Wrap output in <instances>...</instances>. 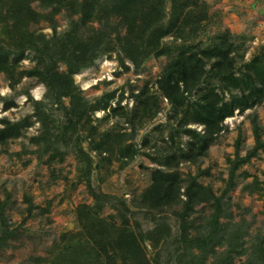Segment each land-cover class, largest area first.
I'll list each match as a JSON object with an SVG mask.
<instances>
[{
	"label": "trees",
	"instance_id": "obj_1",
	"mask_svg": "<svg viewBox=\"0 0 264 264\" xmlns=\"http://www.w3.org/2000/svg\"><path fill=\"white\" fill-rule=\"evenodd\" d=\"M34 3L50 11H37ZM62 13L67 15L69 24L65 31L58 32L56 16ZM209 20L202 0H0V74L5 75L13 90L26 77L37 79L47 89L46 101H35L25 92L34 107L33 117L40 124L38 135L30 138L37 149L25 153L35 154L41 161L48 156L46 163L51 164L57 157L63 159L69 154L62 146H73L86 163L87 185L95 204L79 206L77 214L100 264H153L146 254L145 246L149 243L155 248L161 243L167 248L177 244L176 264H203L212 254L217 255L213 264H237L235 256L248 251L243 248L247 235L244 220L232 225L223 219L228 215L227 197L237 186L238 171L264 151L263 127L258 117L250 116L254 146L241 156L242 134L235 143V157L227 160L229 175L221 194L199 182L201 176L210 175L208 169L199 167L196 175L187 176L178 171L181 162L200 166V159L207 156L210 146L218 140L227 118L264 102V47L246 61L245 41L235 42L228 30L212 39L210 45L199 47L194 41ZM42 21L53 30L51 35L32 29ZM167 37L173 38L171 43L165 42ZM113 53L119 55L126 70L129 66L125 60L139 70L152 58L168 56L170 61L156 82L157 90L171 107L185 108L180 126L172 129L169 139L174 142L176 136L187 134L188 142L186 145L179 142L178 151L168 161L160 162L167 169L152 170L151 184L134 200L135 208L156 221L155 227L146 232H137L130 225L131 207L126 202L120 204L122 209H117L116 216L100 217L99 211L108 202V196L90 186L93 160L83 147L84 141H90L91 149L100 155L112 154L115 144L123 142L117 148L121 158L133 160L140 155L136 146L125 145L126 140L121 139L132 136H112L110 132L100 135L92 124V114L109 109L115 93L91 104L74 80L76 74ZM27 57L34 66L20 70L21 62ZM60 64L66 66L65 71H59ZM210 80L218 81L220 93L214 87L200 93V102L194 101V93ZM136 98L140 100V96ZM0 100L5 101L2 97ZM121 101L116 108H110L114 114L121 109ZM14 106L12 100L4 102L6 110ZM49 107H58L65 117L58 129ZM154 108L152 118L158 113V107ZM148 109L144 107L143 113ZM190 123L203 126V132L187 128ZM32 125L30 117L17 122L0 119V146L4 152L8 153L11 141L22 137L24 130ZM148 142L145 139L144 145ZM261 190L264 196V182ZM202 204L212 213L200 228L198 218L190 217ZM6 205L0 199V248L7 246L14 234L5 216ZM178 206L173 213L180 228L172 239L171 228L159 219L162 213ZM32 209L30 205L28 211ZM117 217L121 218V224L114 222ZM215 247L225 250L217 254ZM195 249L199 254L193 252ZM240 264H264V237L253 242L247 259Z\"/></svg>",
	"mask_w": 264,
	"mask_h": 264
},
{
	"label": "rangeland",
	"instance_id": "obj_2",
	"mask_svg": "<svg viewBox=\"0 0 264 264\" xmlns=\"http://www.w3.org/2000/svg\"><path fill=\"white\" fill-rule=\"evenodd\" d=\"M207 6L210 20L204 26L194 41L199 47L210 45L212 39L228 30L237 43L244 42L248 47L245 60L264 47V0H202ZM33 7L40 12L38 3ZM58 32L68 28V18L65 13L56 16ZM97 26V24L95 23ZM33 30L51 35L53 30L47 22H40L32 26ZM172 37L165 39L171 43ZM168 56L150 59L139 70L129 61L126 70L121 65L117 53L107 54L97 63L74 76L75 83L82 90L83 95L94 104L106 94L115 93L110 102V108H116L121 101V109L114 114L110 108L105 111H95L92 114L94 126L100 135L110 132L113 135L132 136L130 139L121 137L125 145L136 146L140 155L133 160L121 158L118 146L112 154H102L91 149L90 141H84L83 147L93 160V170L90 186L97 193L108 196V202L99 216L109 218L116 216L117 209H122L121 203L126 202L131 207L129 214L130 225L138 232H146L155 227L156 221L151 215H144L143 210L135 208L134 200L151 184V172L154 168L167 169L160 162L168 161V157L178 151V144L186 145L189 140L187 134L175 141L169 139L173 128L180 126L184 117V107L173 108L157 90V80L169 63ZM20 70L31 69L34 63L25 58L21 62ZM66 66L60 64L59 71H65ZM220 93L217 80H210L193 95L196 102L201 92L211 88ZM35 101H46V87L35 78H24L13 90L4 74H0V97L5 101L12 100L15 106L4 109V102L0 100V119L7 118L12 122L30 117L32 126L24 130L23 136L11 141L8 153L0 146V199L6 201L5 216L9 230L14 232L5 247L0 248V264H100L93 244L84 232L77 209L81 205L94 206L95 199L87 185V165L75 152L73 146H62V150H69L63 159L57 157L51 164H47L48 156L42 161L37 155L25 153L37 149L30 138L38 135L40 124L33 117L34 107L25 92ZM38 91L39 96L34 92ZM145 91L144 94H141ZM136 96H140L137 100ZM228 100V95H226ZM215 100V98H214ZM69 101L66 100L68 105ZM158 107V113L152 118V111ZM144 107L149 108L143 113ZM55 120L56 128L65 122V117L58 107L48 108ZM149 114V115H148ZM151 115V116H150ZM251 115L258 117L263 127L264 138V102L245 113L235 112L227 118L224 130L218 140L212 144L208 154L200 159V166L191 162H181L178 171L183 176L196 175L198 168L208 169L210 175L201 176L199 182L211 186L217 194L225 188L228 179V158L235 157V143L242 134L240 155L244 156L254 144ZM189 117V116H187ZM97 122L96 120H103ZM128 119H131L129 121ZM187 128L203 132L204 127L190 123ZM86 134V131L83 132ZM99 137V136H98ZM97 137V138H98ZM145 139L148 144L144 145ZM22 153L21 155H14ZM13 154V155H12ZM247 172L249 175H242ZM237 186L228 197V215L223 222L235 224L244 220L246 236L244 250L246 254L235 256V263L240 264L247 259L249 249L258 237H264V196L262 192L264 182V151L254 158L250 164L239 171ZM256 179V181H255ZM249 185H253L251 189ZM30 205L32 212L28 211ZM162 213L159 220L165 221L171 228L172 239L180 228L178 218L173 210ZM212 211L204 204L196 207V212L190 217L198 218L197 224L201 228L209 219ZM158 219V218H157ZM158 220V221H159ZM116 224H121V218H115ZM1 223V222H0ZM194 234V231H192ZM1 236V230H0ZM177 244L166 247L161 243L153 247L150 243L145 246L147 257L153 264H176ZM217 254L225 247H215ZM199 254V250L193 251ZM159 256H158V255ZM217 255H209L203 264H213Z\"/></svg>",
	"mask_w": 264,
	"mask_h": 264
},
{
	"label": "bare ground",
	"instance_id": "obj_3",
	"mask_svg": "<svg viewBox=\"0 0 264 264\" xmlns=\"http://www.w3.org/2000/svg\"><path fill=\"white\" fill-rule=\"evenodd\" d=\"M34 94H35V96H37V97L39 96V92H38V91H35Z\"/></svg>",
	"mask_w": 264,
	"mask_h": 264
}]
</instances>
